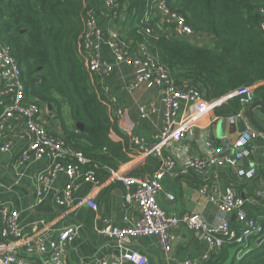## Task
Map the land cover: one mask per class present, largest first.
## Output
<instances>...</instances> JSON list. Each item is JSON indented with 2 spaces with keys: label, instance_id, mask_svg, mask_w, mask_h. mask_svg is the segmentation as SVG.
<instances>
[{
  "label": "built area",
  "instance_id": "built-area-1",
  "mask_svg": "<svg viewBox=\"0 0 264 264\" xmlns=\"http://www.w3.org/2000/svg\"><path fill=\"white\" fill-rule=\"evenodd\" d=\"M170 2L171 0H151L147 7L148 14L159 18V27L163 25L167 31L190 42L196 34L186 25L182 15L171 10ZM100 4H103L104 8L102 13L99 12ZM86 8L80 55L102 92L116 105L109 84L110 76L119 67H129L134 73L124 84L125 90L133 93L145 84L156 85L162 105V127L155 136L154 144H148L136 134L128 135L129 144L136 156L153 158L159 164L158 169L145 178L116 172L106 180L109 185L115 183L122 185L124 214L121 218V226H100L97 232L120 243L138 237H155L166 254L170 253L174 242L180 241L179 236L173 233V230L180 225L196 231L208 243L212 254L218 253L225 243H235L245 247L252 238H256L257 242L263 240L264 229L260 219L248 217L244 209L245 201L231 188L216 189L207 184L199 188V193L208 202L214 204L221 214L219 224L213 227L198 214L182 217L169 215L159 206L156 199L165 176L175 179L194 173L205 177L211 169L224 165L233 170L237 178L242 181H252L255 178L257 170L250 161L251 144L257 139L264 141V133L246 118V108L255 100V86L230 93L239 99L241 110L226 117V121L232 125L237 119L245 122L244 131L237 133L232 146L213 147L208 156L192 155L178 163L166 150L169 143L178 144L187 139L189 115L182 124L176 126L175 123L181 106L186 104L202 112L209 104H214L230 94L207 102L194 88H178L167 68L146 45L134 43L125 37L122 24L126 13L120 12V5L116 0H86ZM259 13L264 16V9H260ZM260 28L264 32V21L261 22ZM0 101L5 104L0 114V121L14 118L21 130V136L25 138L21 152L22 160H27L30 156L46 160V166L34 177V206L42 204L60 175L65 176L67 182L54 199L56 205L64 209L73 207V195L82 182L100 184L94 179L92 171H82V167L88 161L80 153L70 151L61 136L47 131L41 116L42 107L27 99L20 67L1 36ZM155 113L154 106L143 105L139 109L141 120H146ZM115 114L118 118L122 116V111L117 105ZM11 150L10 141L4 140L0 144L2 153ZM167 199L173 201L174 197L167 195ZM84 204L94 211L98 210L96 202L91 198L85 199ZM254 204L264 207V186L255 191ZM132 207L138 210L135 219L130 217ZM18 216L19 212L11 204L0 200V264H69L68 245L77 235V227L68 226L62 229L54 240L48 242L45 238L48 231L37 230L27 233L18 225ZM232 217L235 218L234 226L231 223ZM122 248L123 252L118 258L96 260L92 264H149L146 255L124 248L123 245ZM184 264L201 263L188 259Z\"/></svg>",
  "mask_w": 264,
  "mask_h": 264
},
{
  "label": "trees",
  "instance_id": "trees-1",
  "mask_svg": "<svg viewBox=\"0 0 264 264\" xmlns=\"http://www.w3.org/2000/svg\"><path fill=\"white\" fill-rule=\"evenodd\" d=\"M116 1L126 13L125 37L146 45L178 88H194L210 102L257 85L254 99L264 103V16L259 13L264 0H171V10L182 15L195 34L214 38L201 46L159 27V18L147 11L151 0ZM86 12V0H0V36L20 67L27 99L46 110L50 105L68 149L88 161L82 171H92L103 183L136 153L119 127L115 103L80 55ZM64 103L73 129L62 116ZM230 105L241 110L237 97ZM158 167L147 157L129 175L145 178ZM261 175L264 179V172ZM244 209L248 217L260 219L264 229V207L251 203ZM204 264H264V239L258 243L252 238L245 247L225 243Z\"/></svg>",
  "mask_w": 264,
  "mask_h": 264
},
{
  "label": "crops",
  "instance_id": "crops-1",
  "mask_svg": "<svg viewBox=\"0 0 264 264\" xmlns=\"http://www.w3.org/2000/svg\"><path fill=\"white\" fill-rule=\"evenodd\" d=\"M103 11V4H100L99 12ZM213 41L214 38L211 36L196 34L190 42L201 46L209 45ZM133 73L132 68L122 66L110 76L109 84L112 94L115 97L117 108L122 111V116L119 117V127L127 136L136 134L152 145L155 143V136L159 134L162 127L160 92L156 85L145 84L137 91L128 93L124 84L132 78ZM232 94L214 104H209L202 112H198L186 104L181 106L175 123L176 126L182 124L185 122V117L189 115L187 139L178 144L169 143L166 150L178 163L192 155L208 156L213 147H225V141L218 138V126L223 118L237 113L235 108L230 105L231 100L235 97ZM4 105V102L0 101V114ZM143 105L154 106L156 109V113L146 120L140 119L139 109ZM222 106L225 107L221 109ZM41 116L47 131L60 136L62 130L56 113L51 109L42 108ZM254 117L264 126V113L260 109L254 112ZM68 118L71 120L69 113ZM243 123H245L244 120ZM260 131L264 133V131ZM237 133V120L234 125L226 121V138L230 147ZM4 140L12 143V150L7 153L0 151V200L11 204L19 212L18 225L27 233L37 230L48 231L45 234L48 242L54 240L62 229L68 226L77 227V235L68 245L69 264H92L96 260L118 258L123 252L122 245L124 248L146 255L149 264H184L188 259L204 264L210 260L212 252L208 243L196 231L182 225L173 230V233L179 236L180 241L171 245L169 254L163 252L155 237H138L120 243L115 239L100 235L97 232L100 226H121L124 212L122 209L123 187L120 183L112 184V186L106 181L99 185L82 182L73 195V207L64 209L57 206L54 199L67 182L65 176L60 175L46 194L42 204L34 206V177L41 168L46 166V160L44 158L36 159L32 156L27 160H22L21 152L25 145V138L21 136V130L14 118L0 121V144ZM251 151L250 161L257 170L252 181L240 180L233 170L224 165L211 169L205 177L194 173L175 179L165 176L161 182V191L156 198L159 206L167 214L176 217L198 214L208 225L213 227L219 224L221 214L214 204L208 202L199 193V188L203 184L216 189L231 188L245 201L244 204H254L255 191L264 186V179L261 175L264 172V141L262 139L255 140L251 144ZM144 160V157L136 156L129 163L120 167L118 172L129 174ZM245 165H247V161H245ZM167 195H172L174 200L169 201ZM87 198L96 202L97 211L84 204V200ZM137 216V208L132 207L130 217L135 219ZM232 222L235 225L234 217L231 218Z\"/></svg>",
  "mask_w": 264,
  "mask_h": 264
},
{
  "label": "water",
  "instance_id": "water-1",
  "mask_svg": "<svg viewBox=\"0 0 264 264\" xmlns=\"http://www.w3.org/2000/svg\"><path fill=\"white\" fill-rule=\"evenodd\" d=\"M223 107H225V106H222L220 108L222 109ZM47 108H48V110H50L51 109L50 105H48ZM257 109H260L264 113V103L260 100H255L247 106V108H246L247 118H248L249 123H251L254 127H256L259 130L264 131V126H262L254 117V112ZM76 127L79 130L83 129L82 124H76ZM237 127H238V133H242L244 131V123H243L242 119H237ZM218 129H219L218 130V135H219L218 138L222 139V141H225L224 146H225V148H228V140L226 138L227 136H226V119L225 118H223L220 121ZM227 152H229V150ZM235 152L236 151H234V153ZM261 241H262V239H260L258 241V243H260Z\"/></svg>",
  "mask_w": 264,
  "mask_h": 264
},
{
  "label": "rangeland",
  "instance_id": "rangeland-1",
  "mask_svg": "<svg viewBox=\"0 0 264 264\" xmlns=\"http://www.w3.org/2000/svg\"><path fill=\"white\" fill-rule=\"evenodd\" d=\"M68 107L66 106V104L64 103L63 107H62V114H63V117L65 118V121H66V124L67 126L70 128V129H73V123L71 120H69L68 118ZM77 128V127H76Z\"/></svg>",
  "mask_w": 264,
  "mask_h": 264
}]
</instances>
